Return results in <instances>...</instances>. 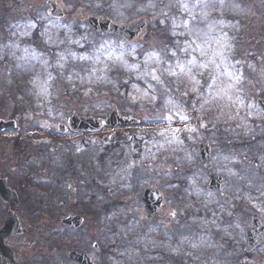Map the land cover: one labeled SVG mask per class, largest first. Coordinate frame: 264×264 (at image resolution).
<instances>
[{
  "label": "rangeland",
  "instance_id": "rangeland-1",
  "mask_svg": "<svg viewBox=\"0 0 264 264\" xmlns=\"http://www.w3.org/2000/svg\"><path fill=\"white\" fill-rule=\"evenodd\" d=\"M57 1L67 12L62 20L49 15L47 0H0V121L17 129L0 132V175L18 187L28 229L12 243L36 253L32 261L46 252L48 264H74L70 249L95 245L98 264H264V243L246 255L244 235L254 217L264 224V111L257 104L264 98V0H225L223 8L205 9L198 25L208 32L216 22L209 40L222 31L234 46L230 70L242 78L231 99L207 89V71L201 77L194 69L197 85L155 58L145 64L152 52L173 65L187 59L179 50L185 37L172 32L186 31L181 4L196 0ZM77 11L119 24L145 17L149 26L127 44L94 33ZM194 11L199 19L201 10ZM148 68L159 70L160 81L144 75ZM224 71L217 83L227 90L234 81ZM113 105L141 125L58 132L73 112L106 119ZM206 141L215 151L210 163L198 151ZM211 174L225 179L223 190L207 189ZM151 187L165 198V221H148L144 203L132 200ZM69 215L84 224L65 226Z\"/></svg>",
  "mask_w": 264,
  "mask_h": 264
},
{
  "label": "snow or ice",
  "instance_id": "snow-or-ice-1",
  "mask_svg": "<svg viewBox=\"0 0 264 264\" xmlns=\"http://www.w3.org/2000/svg\"><path fill=\"white\" fill-rule=\"evenodd\" d=\"M219 4L221 8L225 5V0H196L194 4H192L191 8L189 7L188 3H182L181 7L188 12V18L182 21V24L186 31L184 32H176L173 31V36H183L185 37V40L182 44H180L179 50L183 52L187 59L184 61H181L179 58L176 59L175 65L168 63L166 60L162 59L160 53L158 52H152L147 54V57L145 59V64L149 63V60L152 58H155V61L157 63H164L167 65L166 71L168 74L172 76H176L179 73H187L191 76V79L195 84L200 85L201 80L197 79V75L193 74L194 69H200L199 75L203 77L204 73L207 71L209 75V82L207 83L206 87L211 92L212 90H216L218 94L227 95L229 99H231V95H229V92H235L237 91V85L239 84L242 73L239 71L233 73L230 68L234 67V65H230L229 61L231 58V51L233 49V45L229 42L227 33L222 32L219 36L214 37L211 41L209 40V36L212 31H215L216 28V22H212L208 25V32H205L204 29L200 28L198 25L200 22H203L207 19V12H205V9H213L215 6ZM199 8L201 10V15L199 16V19L197 17L195 9ZM163 23V21H161ZM173 28L179 27L177 22L173 20ZM220 24H223V21L219 22ZM29 28H35V23H30L28 25ZM74 43H79V41H74ZM179 43V42H178ZM213 43L215 44V47L213 48ZM121 47H123V44H121ZM207 49H212V55H208ZM136 48L133 45L132 46V53H135ZM60 59L64 60L66 57L63 53H60ZM70 55L76 59L80 60H87L91 59V57L87 56H76V53L72 52ZM171 55L173 57H177L176 51H171ZM207 57V59H203ZM98 59V58H97ZM117 59H122V57H117ZM47 61H45V64ZM126 63V62H125ZM214 65L215 69L217 70L215 74L209 70V65ZM132 69H139V64H132V65H126ZM59 67L63 68V64H59ZM224 68V73L228 75V77L234 81V83L230 84L228 86V89H221L218 85V80L220 79L221 73L219 72V69ZM158 69L156 68H148L145 70L144 75H150L153 80L160 81V76L157 75ZM51 74H49V79H51ZM193 92H197V88L192 89ZM187 95V93H185ZM239 99V97H237ZM182 120L187 119V117H181ZM189 131H195V129H188Z\"/></svg>",
  "mask_w": 264,
  "mask_h": 264
},
{
  "label": "water",
  "instance_id": "water-1",
  "mask_svg": "<svg viewBox=\"0 0 264 264\" xmlns=\"http://www.w3.org/2000/svg\"><path fill=\"white\" fill-rule=\"evenodd\" d=\"M53 6V14L57 16H62V11L60 10L59 6L52 3ZM89 24L97 31H103L108 33H114L120 35L122 38L128 41H133L141 32L146 28V21L144 19L132 23L125 26H120L114 24L111 20L107 18H96V17H89L88 18ZM259 104L264 109V99L259 100ZM136 120H127L125 118L120 117L119 112L117 111L116 107H113L112 111L110 112L108 118L106 120L95 119L93 117H85L79 116L74 114L70 118V127L73 131H87V130H99L103 127L104 123L109 127H116L118 124L122 125H130L136 123ZM9 126H14L12 123L5 124L0 123V129H4ZM62 130H65V127H60ZM201 157L203 160L210 161L213 157L214 152L209 147L208 144L203 143L199 147ZM5 182L0 181V196L5 201H16V197H10V190L6 188ZM223 178L217 177L215 175H211V182L209 184V189L214 190H221L224 186ZM157 193V194H155ZM146 194H155L154 196H145ZM144 196H141V199L145 201V209L147 212L148 218H154V213L156 212L157 208H159L163 202L162 197L156 190H148ZM69 222V221H68ZM24 229L21 227L20 222L17 220L15 215H10V218L5 222L3 228H0V251L2 252L3 256L6 257L8 260L12 259L10 256V251L5 245V240L7 236L22 233ZM247 237H248V246L247 251L250 252L253 247L257 246L258 244L264 241V227L262 226L260 220L254 219L252 227L246 229ZM72 258L77 260L75 254L71 256ZM79 260V258H78Z\"/></svg>",
  "mask_w": 264,
  "mask_h": 264
},
{
  "label": "flooded vegetation",
  "instance_id": "flooded-vegetation-1",
  "mask_svg": "<svg viewBox=\"0 0 264 264\" xmlns=\"http://www.w3.org/2000/svg\"><path fill=\"white\" fill-rule=\"evenodd\" d=\"M0 178H6L8 181V186L13 190L16 191L19 195L20 192L18 190V187L14 186V184L12 183L13 181L11 180V176L10 175H0ZM19 204L18 203H11V204H5L1 199H0V227L4 224L5 220L8 217L9 212H16L17 215H19ZM80 219L79 223L80 225L78 227H74L73 225H68L66 224L65 226L69 227V228H74L77 229L79 227H81L84 224V218L81 215H78ZM28 233V230H26L25 234L26 235ZM24 235H16V236H11L9 238H7V246L11 249L12 251V258L13 260L7 261L5 258L2 257V255L0 254V264H48L47 261V253L43 252L42 255V261H32V258L35 257V254H33V256H30L28 253L23 251V248L20 249L17 245H15L14 243H12L14 241V239H17L19 237H22ZM44 249H46L44 247ZM94 251H86L83 248H72L68 251V253L66 254L68 260L71 261V263L74 264H82L81 263V259L83 256H85L86 259L89 260L90 264H98V258L99 256L96 258L95 256H93L94 254H98L99 253L97 251H99L98 247L95 245L94 246ZM37 250V249H36ZM38 252V251H37ZM94 253V254H93ZM108 254V252H106ZM73 254H76L77 260H75L74 258H72L71 256ZM37 255H40V253H37ZM97 256V255H96ZM79 257V260H78ZM95 257V259H94ZM45 259V260H44Z\"/></svg>",
  "mask_w": 264,
  "mask_h": 264
}]
</instances>
